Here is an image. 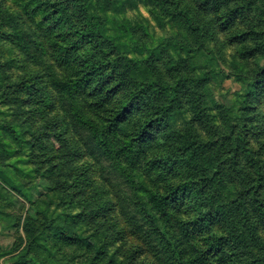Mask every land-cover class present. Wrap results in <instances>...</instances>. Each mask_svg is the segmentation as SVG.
Segmentation results:
<instances>
[{
  "label": "trees",
  "instance_id": "trees-1",
  "mask_svg": "<svg viewBox=\"0 0 264 264\" xmlns=\"http://www.w3.org/2000/svg\"><path fill=\"white\" fill-rule=\"evenodd\" d=\"M257 1L104 0L113 14H131V25L145 36L150 25L141 9L162 27L184 20L201 33L200 46L215 48L221 35L225 46L237 44L239 51L230 62L235 75L248 78L249 90L235 125H227L223 138L228 145L223 143L249 165L251 151L243 149L254 135L262 139L264 151V65H259L264 42L259 43L253 21L246 17L244 24ZM44 5L38 17L22 19L6 39L7 51L0 53V108H9L17 120L5 121L0 111V188L7 185L22 195L19 183L5 171L22 172L9 165L13 151L6 142L17 148L22 136L32 134L30 148L47 158L41 175L46 196L38 202L43 208L18 223L26 243L12 264H57L42 257L44 251L69 263L164 264L159 255L150 256L147 244L162 239V254L172 255L174 264H264L263 178L257 173V184L225 201L223 177L213 171L210 153L204 154L215 143L206 148L197 133L191 142L177 131L176 120L184 125L191 110L199 130L212 133L203 114L200 76L206 72L180 73L188 59L176 51L183 48L180 43L174 48V41L157 46L143 42L135 51L125 48L117 34L129 28L125 19L117 23L116 35L108 37L92 0H44ZM8 31L0 26V35ZM131 39L139 41L135 34ZM12 50L20 58L18 66L16 57H8ZM228 54L218 53L221 60ZM18 67L17 74L9 72ZM143 73L151 79L141 80ZM75 118L93 129L97 149L113 153L125 193L110 186L97 161L87 160V147L80 146L73 127ZM254 160V167L264 163ZM231 203H237L235 208L226 206ZM143 226L148 229L145 240L137 231Z\"/></svg>",
  "mask_w": 264,
  "mask_h": 264
},
{
  "label": "rangeland",
  "instance_id": "rangeland-1",
  "mask_svg": "<svg viewBox=\"0 0 264 264\" xmlns=\"http://www.w3.org/2000/svg\"><path fill=\"white\" fill-rule=\"evenodd\" d=\"M109 1L113 2V0ZM92 3L95 5L97 15L100 19L99 23L101 24L102 21L105 22V24L102 25V29L108 37H114L116 35L117 23L121 19H125L129 28H125L122 32L117 33L118 35H122L125 48L130 51H135L138 47L141 48L143 42L147 46H157L162 42L166 44L174 41V48H177L179 43L183 48L181 51H178V49L176 51L181 54L184 53L185 59H188V62L179 70L180 73L186 74L191 71L199 74L201 71L206 72L205 76H200L203 80L201 86L202 94L206 101V104L203 106L205 108L203 114L213 126L212 133L204 134L199 130V126L192 118L191 110H188L187 114L184 116V125L180 124L184 123L180 119L176 120V123L179 125L177 131L179 130L184 138H191V142L193 139H196L197 133L199 138L204 140V147H206L208 143H215L216 147H212L211 151L216 149L217 152L212 153L210 151L204 154L208 155L210 153V158H213L211 160L213 161V171L219 172V175L223 177L227 187L223 192L224 200L230 202L236 198L237 193H241L243 188L245 191L249 190L251 185L258 183L259 175L263 178L262 181L264 183V163L261 164L259 168L254 167L255 164H252L254 159H264V151L262 152L263 149L261 148V144L263 143L262 139H260L258 135H254V140L251 139L250 142L245 145L246 148L243 149L245 152L248 150L251 151V165L247 164L243 159L239 161L234 158L233 154L229 153V149L226 147L228 144L224 142L223 137L228 133L227 125H235L236 117L242 113L244 95L249 90L248 78L240 74L235 75L236 68H233V64L230 62L231 55L234 51H228L229 54L226 56V60H221L218 55V53L221 52L224 56L225 51L230 47L229 45L225 46V37L221 35L223 37V39H220L221 44L219 43L215 48L206 44L200 46L203 43H201V33L198 32L199 34H197L189 29L188 24L180 17L178 18L181 19L183 23L176 22V24H173L172 22H168L162 27L157 21L152 19L145 10L141 9L140 12L142 16L148 18L145 20H147L150 25L149 35L145 36L138 28L136 29L131 25V22H134L131 14L130 16L113 14L111 9L107 8L108 6L104 0H92ZM44 6V0H0V26L3 25L9 29L8 34L0 35V53L2 51H7L9 46L5 44V42L8 41L6 39L20 28L22 19L27 18L25 21L33 20V18L38 17L40 10ZM29 14L32 15V19H28ZM253 16L254 18H252ZM76 17H78L77 14ZM246 17L258 26V32L256 34L259 36V43L260 41L264 42V0L257 1L254 10L250 11L249 15L247 13L245 14L244 24L249 22ZM201 26H203V24H201ZM183 27H187V29L185 30ZM244 31H247V28H245ZM131 34H135L139 41L133 42ZM227 40L229 41V38H227ZM117 41L118 39L116 38L115 42ZM211 51H214V53H211ZM10 53L8 57H16V66H18L19 63H21L20 58L16 56L17 54L14 50ZM261 57L262 61L259 65L262 66L264 65V55ZM9 72L17 74L19 72V67L10 69ZM140 79L150 80L151 77L143 73ZM0 111L4 112V115L1 116L2 119L10 123H17V120H14L13 116H11L9 108H0ZM241 119L242 118L239 119L240 124ZM74 120L76 121V125H73V127L77 131L76 136L79 137V144L80 146L87 147L85 151L87 160L90 162L92 160L97 161L103 168L105 176L108 177L110 186L113 185L116 189L125 193L124 190H126V187H124L121 175L115 174L113 166L115 159L113 153H111L110 149L103 146L101 150L97 149L93 141L95 138L93 129L90 128L85 121L83 123L76 118ZM253 125L255 124L251 126ZM15 126L18 128V125ZM254 131L258 132L256 130ZM31 142L32 134L22 136L21 145L17 146V148H15L16 145L11 142H6L7 149L13 151V158L9 162V165L20 168L22 172L19 174L21 176H19L15 171L8 168L4 170L10 179L19 183L18 186L21 189L22 195L13 192L11 187L7 185H3V189L0 188V264H12L15 260L14 258L24 250L26 243L25 237L22 226L18 227V223L23 221L26 216L35 217L37 207L43 208V206L38 205V202L42 201L44 196H46L45 184L41 180V175L46 169V164L42 162L47 158L41 156L39 151L34 152L30 148ZM223 142L226 145H224ZM232 147H235V145H232ZM240 170H242V172ZM255 170H257V172H255ZM251 178H253V180H251ZM234 192H236L235 196H233ZM240 202L242 201H238L237 203ZM237 203H231L226 206L235 208ZM46 207L49 208L50 212L51 209H53L49 203L48 205L46 204ZM133 229L132 227L131 230ZM137 231L140 239L145 240V233L148 232L146 226H143V228ZM171 232L176 240H178L179 232H177L176 229H173ZM132 237L134 238L132 240L133 243H139L135 240L134 236ZM147 244L151 257L157 256L158 258L160 256L164 264H174L172 255L169 254L168 257H165V255L162 254V249H164L163 244H165L164 239L155 243L147 241ZM55 255L49 253V251H44L42 257L57 264H83V260H75L69 263L63 258L55 257Z\"/></svg>",
  "mask_w": 264,
  "mask_h": 264
},
{
  "label": "clouds",
  "instance_id": "clouds-1",
  "mask_svg": "<svg viewBox=\"0 0 264 264\" xmlns=\"http://www.w3.org/2000/svg\"><path fill=\"white\" fill-rule=\"evenodd\" d=\"M219 39H223V37L221 36V37H219ZM227 51H229V52H231V51H239V48L237 47V44H233V45H231L228 49H227ZM238 59V58H237ZM134 105H132V107H133Z\"/></svg>",
  "mask_w": 264,
  "mask_h": 264
}]
</instances>
